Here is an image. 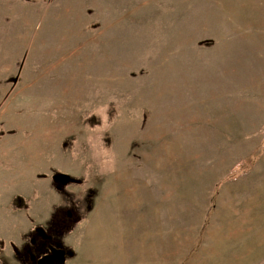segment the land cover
<instances>
[{
	"label": "rangeland",
	"instance_id": "obj_1",
	"mask_svg": "<svg viewBox=\"0 0 264 264\" xmlns=\"http://www.w3.org/2000/svg\"><path fill=\"white\" fill-rule=\"evenodd\" d=\"M58 260L264 264V0H0V264Z\"/></svg>",
	"mask_w": 264,
	"mask_h": 264
},
{
	"label": "trees",
	"instance_id": "obj_2",
	"mask_svg": "<svg viewBox=\"0 0 264 264\" xmlns=\"http://www.w3.org/2000/svg\"><path fill=\"white\" fill-rule=\"evenodd\" d=\"M39 235H40L42 238L45 237V233L39 232ZM46 244H47V243H46ZM50 244H51V242L49 241V245H50ZM47 245H48V244H47ZM49 245H48V246H49ZM27 247H30V246H27ZM16 251H18L17 248H16ZM31 252H32V251H31ZM54 252H60V251H58L57 249H55ZM59 260L61 261L60 256H59ZM59 260H58L59 263L57 262V264H60V261H59Z\"/></svg>",
	"mask_w": 264,
	"mask_h": 264
}]
</instances>
